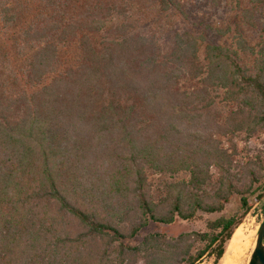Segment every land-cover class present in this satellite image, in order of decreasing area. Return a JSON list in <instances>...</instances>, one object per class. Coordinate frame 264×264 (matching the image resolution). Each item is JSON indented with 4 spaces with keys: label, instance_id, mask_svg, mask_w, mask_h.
Masks as SVG:
<instances>
[{
    "label": "trees",
    "instance_id": "1",
    "mask_svg": "<svg viewBox=\"0 0 264 264\" xmlns=\"http://www.w3.org/2000/svg\"><path fill=\"white\" fill-rule=\"evenodd\" d=\"M235 1V28L259 27L258 6ZM183 6L0 0V264H219L264 197L260 157L241 162L214 137L264 132V23L255 43L238 28L232 45L211 42L208 29L232 26L204 23L163 46L134 23L190 18ZM235 195L240 211L204 230H149L221 213Z\"/></svg>",
    "mask_w": 264,
    "mask_h": 264
},
{
    "label": "rangeland",
    "instance_id": "2",
    "mask_svg": "<svg viewBox=\"0 0 264 264\" xmlns=\"http://www.w3.org/2000/svg\"><path fill=\"white\" fill-rule=\"evenodd\" d=\"M244 8H254L253 6H258V9H254V16L253 20L254 23H257L259 27L251 26L248 27L247 25H242L241 27L235 28V21L236 19L233 18L237 11L232 9V5H235V0H217V2H213V0H182L184 4L185 11L189 12L190 18L183 17L180 13L173 14L169 16L171 13L163 15L161 18L155 12H152L150 16H146L144 14L138 12L139 14L134 15V23L136 27H140L138 29H145L149 35H154L159 45L163 46L166 38L165 34L169 30L175 29H190L194 32L201 31L203 29V25L205 24H212L214 27H222L225 28L228 24H231L233 32L230 34L223 36L216 32V29H208V40L211 42L222 43L225 45H232L233 35L237 32V28L246 32V37L248 38L250 43H255L259 39L260 34V27L264 23V0H241ZM144 10V9H143ZM142 10V11H143ZM139 19L141 20H138ZM142 17V18H141ZM188 19V20H187ZM202 22L203 24H201ZM241 22V21H240ZM196 23V24H195ZM205 23V24H204ZM200 24V25H199ZM202 55V52H201ZM188 86L187 84H184ZM184 86V87H185ZM216 99V103L212 107L211 110L213 112H218L221 115V122H223V116H225V105L226 102L222 100L223 92H219ZM226 108H229L227 106ZM214 137L221 141L223 147L230 149L232 151L233 147H237V158L240 159L241 162H246L251 159H260L264 162V132H259L254 134L248 141H245L244 133H237L232 134L228 133L222 135L218 132H214ZM185 177V174L182 175ZM149 177L152 181L158 182L159 175L152 173L150 171ZM252 199H255L251 196ZM241 203H240V196L235 195L230 203L227 204L226 209L221 213L215 214H205L195 219V220H177L175 223L171 225L167 224H158L156 226L151 227L149 230H159L162 232H166L170 235H177L184 231L190 230H204L206 228V219H215L220 216L229 217L230 215L240 211ZM264 219V197L260 200H256L253 204L251 210L245 215L242 220L241 224H248L246 227L248 228L247 234H249L252 238L250 240V246L248 248V252L246 253V257L243 261V264H247L250 257V251L253 243V239L255 235L258 233V229ZM240 224V225H241ZM250 226V227H249ZM250 229V230H249ZM228 243V242H227ZM226 243V247H227ZM251 256V254H250ZM249 257V258H248ZM221 260V259H220ZM220 262V261H219ZM199 264H214V256L205 258Z\"/></svg>",
    "mask_w": 264,
    "mask_h": 264
},
{
    "label": "bare ground",
    "instance_id": "3",
    "mask_svg": "<svg viewBox=\"0 0 264 264\" xmlns=\"http://www.w3.org/2000/svg\"><path fill=\"white\" fill-rule=\"evenodd\" d=\"M245 225L247 226L248 224ZM245 225L241 224L235 229L232 237L227 243L225 253L221 258L219 264H243L246 253L248 252V248L250 246V240L252 238L249 234H247L248 228ZM256 236L257 234L253 239L250 254L252 253V250L254 248Z\"/></svg>",
    "mask_w": 264,
    "mask_h": 264
},
{
    "label": "water",
    "instance_id": "4",
    "mask_svg": "<svg viewBox=\"0 0 264 264\" xmlns=\"http://www.w3.org/2000/svg\"><path fill=\"white\" fill-rule=\"evenodd\" d=\"M247 264H264V219L259 227L255 245Z\"/></svg>",
    "mask_w": 264,
    "mask_h": 264
}]
</instances>
